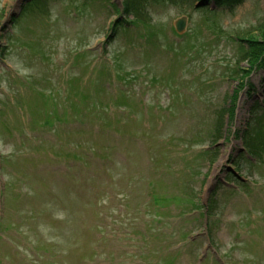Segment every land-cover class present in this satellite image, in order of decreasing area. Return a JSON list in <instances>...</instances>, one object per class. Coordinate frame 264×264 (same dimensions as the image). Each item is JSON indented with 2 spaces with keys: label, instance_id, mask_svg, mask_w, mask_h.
Returning <instances> with one entry per match:
<instances>
[{
  "label": "rangeland",
  "instance_id": "obj_1",
  "mask_svg": "<svg viewBox=\"0 0 264 264\" xmlns=\"http://www.w3.org/2000/svg\"><path fill=\"white\" fill-rule=\"evenodd\" d=\"M22 1L0 0V191L5 192V204L0 194V264H83L81 259L158 264L170 256L161 248L174 250L189 233L205 232L204 218L182 213L199 197L205 203L217 181L224 188L215 193L209 226L220 254L226 264H264V160L242 163L239 174L248 189L231 190L224 181L228 166L233 168L229 158L241 147L229 130H243L249 120V134L257 133L262 122L249 116L254 92L245 88L232 98L238 78L226 76L236 63L246 67L236 35L263 20L264 0H244L235 10L218 13L188 0H139L151 20L118 29L112 41L105 34L122 0H37L26 7ZM180 16L186 17L185 30L176 35L174 20ZM145 33L152 36L145 40ZM247 81L259 90L263 71L254 70ZM106 84L107 91L100 88ZM84 96L105 113L94 119L82 109L80 118L101 128L111 125L129 138L137 135L138 148L124 136L121 144L114 143L96 131L57 132V121H44L43 112L56 105L93 111ZM230 101L237 103L235 119L226 130L225 115L218 130V112ZM252 115L262 117L259 109ZM60 120H66L64 113ZM214 139L215 159H207L199 151ZM76 145L95 181H76L80 194L72 184L64 186V192L48 198L49 209L41 207L45 197L35 193L43 188L37 185L53 182L37 167L47 165L53 152L61 161L71 159ZM91 148L98 159L84 158ZM148 174L151 181L144 179ZM152 191L176 195L177 201L155 214L151 200L146 203ZM182 197L188 199L179 202ZM154 216L157 237L145 245L137 225L142 228ZM202 238L174 255L172 264H217L199 260L206 252ZM95 242L99 252L91 248Z\"/></svg>",
  "mask_w": 264,
  "mask_h": 264
},
{
  "label": "trees",
  "instance_id": "obj_2",
  "mask_svg": "<svg viewBox=\"0 0 264 264\" xmlns=\"http://www.w3.org/2000/svg\"><path fill=\"white\" fill-rule=\"evenodd\" d=\"M33 2L35 3V0H30L25 5L31 4ZM202 2L204 3L205 0H202ZM213 2L217 6L225 5V6H228L230 9H233L235 8L236 5L240 4L242 0H213ZM143 6L144 4H142L141 6L139 0H125L123 13L126 16L123 19L116 20V22L114 23V26H116L114 30L118 28H122L121 24L123 23L124 20H128L129 22H132V23H144L145 19H148V18H147L146 7L142 8ZM129 14L133 15L132 19L127 18V15ZM244 33H245L244 36L239 35V39L243 40L248 47L246 50L243 51L244 58L247 59L250 69H253L255 66H258L264 70V19L263 21L258 23V25L254 27L252 30H247ZM145 36L147 37V39H149L152 36V34L145 33ZM247 72H249V68L247 70L242 71L241 76L247 75ZM237 93L238 91L234 90L232 94V98H235ZM254 107H258V104L254 103ZM233 108L234 106L231 105L230 108L228 109V112L231 113ZM248 128L249 127H247V129ZM243 142H244V147L248 151L249 154H252L253 156H258L260 155V153H264V131L259 130L257 133H250V134H249V131H246L244 133ZM208 151L210 150H205L203 152L207 153ZM258 158H260V156H258ZM228 175L232 176L231 173H228ZM64 186L66 185L64 184L55 185V188H57V191L54 192V195H55L54 197L59 195L58 188L64 187ZM72 186H73V192L76 194H80V192L79 193L75 192V185H72ZM160 194L161 196H158V193H152V198L146 201V203H148L151 200L153 208L156 209L155 214L159 213V209L164 207L166 204H168L167 202H170V201L176 202L177 200L175 198L178 197L176 195L174 196L166 195L165 193H160ZM185 199H188V198L182 197V199L179 200V202ZM56 202H59V201L56 200ZM48 204H49V199L48 197H46L41 207L49 209ZM216 204H217L216 198L214 199V197H211L208 203V213L207 214L211 213L215 209ZM190 208H192L193 210L195 209L198 210L202 208V205L197 200L196 202L191 201ZM142 221H143V218H142ZM157 222L158 221L154 216L152 218H149L148 223H144L143 230H141L140 228L138 229V235L141 237L143 242L148 244L152 239H155L157 237V233L155 231L157 228L155 224ZM192 243H195V241L191 242L187 240L185 244L178 246L174 250L169 249V247H167L166 249L161 248L163 251H166L164 256L166 255H170V256L169 258L165 259L163 262H159L158 264H172L171 262L172 257L174 255H179L181 249H186L187 247H189L187 249H191ZM215 262L217 264H220L219 261L217 260H215Z\"/></svg>",
  "mask_w": 264,
  "mask_h": 264
},
{
  "label": "water",
  "instance_id": "obj_3",
  "mask_svg": "<svg viewBox=\"0 0 264 264\" xmlns=\"http://www.w3.org/2000/svg\"><path fill=\"white\" fill-rule=\"evenodd\" d=\"M184 23H185V22H184V19H183V18L178 19V20L176 21V23H175V27H176V29H177L178 31L183 30Z\"/></svg>",
  "mask_w": 264,
  "mask_h": 264
}]
</instances>
